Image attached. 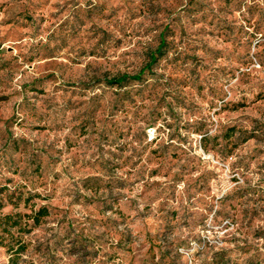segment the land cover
I'll list each match as a JSON object with an SVG mask.
<instances>
[{"label":"rangeland","instance_id":"rangeland-1","mask_svg":"<svg viewBox=\"0 0 264 264\" xmlns=\"http://www.w3.org/2000/svg\"><path fill=\"white\" fill-rule=\"evenodd\" d=\"M0 218V264H264V0H0Z\"/></svg>","mask_w":264,"mask_h":264},{"label":"trees","instance_id":"trees-1","mask_svg":"<svg viewBox=\"0 0 264 264\" xmlns=\"http://www.w3.org/2000/svg\"><path fill=\"white\" fill-rule=\"evenodd\" d=\"M168 48V42L166 35L161 32L158 44L154 49H152L148 53L147 60L145 64L136 72L134 73H120L111 77H105L103 78V82L108 86H118L123 87L131 82H141L145 79L147 74H154V67L157 64V62L163 58L166 54ZM49 214L48 209L45 206H40L32 215H30V218L32 220V226H37L41 222V218L44 216H47ZM3 217L5 219H10L13 217V214L7 213L4 214ZM1 219V218H0ZM18 224L17 221H14L12 226H16ZM26 247V244L24 241H21L18 243L17 248L13 249L8 246V249H10L12 252L19 253L20 251L24 250Z\"/></svg>","mask_w":264,"mask_h":264}]
</instances>
